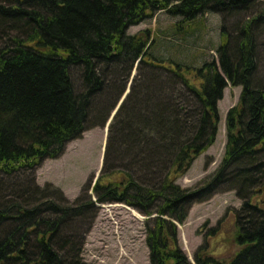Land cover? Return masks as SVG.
Here are the masks:
<instances>
[{
  "label": "trees",
  "instance_id": "1",
  "mask_svg": "<svg viewBox=\"0 0 264 264\" xmlns=\"http://www.w3.org/2000/svg\"><path fill=\"white\" fill-rule=\"evenodd\" d=\"M260 1L0 0V184L8 188L0 190V264H87L83 246L97 206L113 203L146 216L150 264H192L177 225L193 204L224 192L242 202L234 212L239 250L223 262L204 239L195 264H264V86L254 80L264 9L238 24L234 38L223 24L218 58L201 67L155 55L149 30L128 34L162 11L182 18L176 31L191 33L206 13L251 11ZM138 60L152 68L151 89L156 86L161 102L149 106L148 100L143 115L139 102L131 104L133 87L115 115L110 133L125 139L130 162L116 163L107 144L94 199L86 187L70 203L59 188L39 186L37 168L96 125L90 111L109 70ZM72 67L82 71L80 93ZM229 84L242 91L226 116L223 160L203 183L181 188L176 181L216 141L218 102ZM27 173L14 184V176Z\"/></svg>",
  "mask_w": 264,
  "mask_h": 264
},
{
  "label": "rangeland",
  "instance_id": "2",
  "mask_svg": "<svg viewBox=\"0 0 264 264\" xmlns=\"http://www.w3.org/2000/svg\"><path fill=\"white\" fill-rule=\"evenodd\" d=\"M263 9L264 0L258 2L251 11L223 16L206 13L197 19V22L202 24L201 27L186 34L185 30L178 32L175 28L176 24L182 21L181 17H173L162 11L131 27L128 34L134 35L149 30L155 44L152 48L155 55L201 67L205 61L218 58L216 49L221 44L223 24L234 38L237 36L238 24L254 17ZM256 43L258 68L254 80L257 86H264V26L257 34ZM116 70V72L109 70L106 76L108 85L103 93L94 99L90 111V122L96 125L88 129L81 139L70 142L60 158L44 161L35 171L34 176L39 186L53 185L59 188L70 203L75 201L84 187H86V195H92L93 199L95 198L92 187L103 167L108 143L116 151L115 155L118 159L116 163H129L131 160L132 153L127 151L128 145L124 144L125 139L118 137L115 132L111 134L110 126H108L121 98L128 91L131 92L134 87L131 104L134 106L139 102V111L143 115L146 112L142 109L148 105V100L151 99L149 106L154 105L155 101L161 102L156 94V86L152 85L151 89L152 68L150 66L144 64L140 67L136 62L132 66L123 69L119 67ZM70 74L75 92H82L81 69L72 67ZM118 87H120L119 92H117ZM148 88L151 89L149 92ZM241 91V87H233L230 84L224 90L223 97L218 102L219 123L216 141L197 157L189 171L176 181L181 188H194L200 185L221 164L227 144L226 116L232 107L238 105ZM154 111L155 109L152 113ZM103 115L104 122L101 124L98 121ZM117 170L121 171V169ZM28 174H17L14 176L15 182H12L19 184ZM117 176L118 174L111 179L118 180ZM5 189H8L7 185L3 187L0 184V190ZM241 205L242 202L234 192L219 193L207 202L192 205L186 221L178 224L179 245L192 264H195L194 254L204 239L208 240L210 251L220 261H229L238 252L239 246L235 241L237 228L234 212ZM129 208L131 207L121 203L97 206L94 221L83 246L82 256L87 264H150L146 216L131 208L138 213L133 214ZM216 227L219 228L218 231L209 236V230Z\"/></svg>",
  "mask_w": 264,
  "mask_h": 264
},
{
  "label": "water",
  "instance_id": "3",
  "mask_svg": "<svg viewBox=\"0 0 264 264\" xmlns=\"http://www.w3.org/2000/svg\"><path fill=\"white\" fill-rule=\"evenodd\" d=\"M138 63H139V61H138ZM129 92H130V91H128V92H127V93L121 98L119 104L117 105V107H116L115 110L113 111V115L111 116V118H110V120H109L108 126H110L111 122L113 121L115 115L117 114V112H118V110L120 109L121 105H122L123 102L125 101V99H126V97H127V95H128Z\"/></svg>",
  "mask_w": 264,
  "mask_h": 264
},
{
  "label": "bare ground",
  "instance_id": "4",
  "mask_svg": "<svg viewBox=\"0 0 264 264\" xmlns=\"http://www.w3.org/2000/svg\"><path fill=\"white\" fill-rule=\"evenodd\" d=\"M130 209V211L131 212H133V214H138V213H136V211L135 210H133V209H131V208H129ZM157 216V215H156ZM150 219V218H149ZM167 219V218H166ZM175 224V223H174ZM176 225V224H175ZM177 227H178V225H177ZM179 228V227H178Z\"/></svg>",
  "mask_w": 264,
  "mask_h": 264
}]
</instances>
